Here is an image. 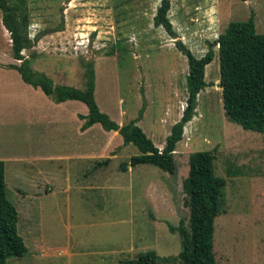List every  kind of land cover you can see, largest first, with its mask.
I'll list each match as a JSON object with an SVG mask.
<instances>
[{
	"label": "rangeland",
	"instance_id": "374dc122",
	"mask_svg": "<svg viewBox=\"0 0 264 264\" xmlns=\"http://www.w3.org/2000/svg\"><path fill=\"white\" fill-rule=\"evenodd\" d=\"M159 3L27 0L29 38L40 36L23 55L54 84L80 90L85 88L86 65H93L100 110L120 126L142 112L137 125L162 149L186 106L188 64L176 41L200 58L229 22L246 21L251 14L256 32L264 34V0H171L169 19L176 39L154 26ZM59 26L61 31L52 32ZM214 54L205 69L208 86L198 94L196 114L176 146L173 175L147 164L128 167L139 151L132 144L124 145L119 134L105 138L112 148L109 152L116 154L112 164L102 169L99 181L106 186L111 178L108 189L83 191L78 186L91 184V177L86 179V171L74 167L70 175L65 168L57 170L58 181L50 195L43 193L44 198L34 200L27 192L22 197L18 191L30 189L23 180L32 170L6 163V195L18 212V232L28 249L26 255L11 257L6 264H119L147 251L177 256L181 239L167 224L187 223L182 185L188 158L204 151L214 154L215 174L226 181L224 211L214 224L217 264H264V134L244 130L226 118L217 47ZM14 62L0 11V67ZM15 83L0 71V92L8 95L0 104L10 107L0 114V155H24L26 149L24 125L16 122L12 108L16 101L10 100ZM31 130L39 140L46 136L41 125ZM67 135L77 146V138ZM90 136L96 137L95 145L102 141L98 133ZM18 170L21 180L15 174ZM64 249H70V255H62Z\"/></svg>",
	"mask_w": 264,
	"mask_h": 264
},
{
	"label": "trees",
	"instance_id": "16d2710c",
	"mask_svg": "<svg viewBox=\"0 0 264 264\" xmlns=\"http://www.w3.org/2000/svg\"><path fill=\"white\" fill-rule=\"evenodd\" d=\"M171 0H160L153 19L155 27H161L176 39L169 19ZM1 23L9 33L11 56L18 64H10L8 69L19 73L22 81L55 103L79 101L86 105L84 129L99 124L106 132H118L123 144H132L139 155L130 158L131 167L147 164L173 175L176 172L174 153L182 140L184 128L194 118L198 105V94L208 85L205 69L214 59L217 47L219 58V85L226 118L244 130L264 134V34L256 32L254 17L246 21L229 22L225 30L213 43H209L207 53L198 58L181 43L177 49L186 57L188 64L187 98L182 116L170 130L165 146L159 150L137 125L143 113L125 125H119L98 107L95 92V72L93 65L85 69V88L56 85L44 73L32 68V60L23 55L31 50L39 39L29 38L30 14L27 0H0ZM62 26L52 32L61 31ZM215 156L212 152H195L188 158V175L183 180L185 206L189 211L187 223L178 226L167 224L170 232H177L181 239V250L177 256L160 257L155 251L139 254L131 260L119 264H217L214 253L215 220L224 211L226 181L215 174ZM127 164L122 165L126 167ZM27 248L18 232V212L6 195L5 166L0 161V264H6L11 257H23Z\"/></svg>",
	"mask_w": 264,
	"mask_h": 264
},
{
	"label": "crops",
	"instance_id": "0c3cea01",
	"mask_svg": "<svg viewBox=\"0 0 264 264\" xmlns=\"http://www.w3.org/2000/svg\"><path fill=\"white\" fill-rule=\"evenodd\" d=\"M11 64L16 65L18 62ZM0 71L7 73L16 81L14 86L17 84V88L13 90L14 93L11 95L10 100L14 99L16 101L12 108L16 111V122L20 121L24 125L22 131L24 132L23 137L26 145L24 155H0V161L4 162L5 167L6 163L12 162L15 167L24 168L27 166L32 170V175L23 180L30 189L26 191L19 190L18 195L24 197L27 192H30L32 194L31 199L40 200L44 198V195L47 196L54 192L55 183L58 181L57 170L60 171L65 168L67 175H70L71 168L74 167L80 168V171H86V175H84L86 179L91 177L89 180L91 184H79L78 187L83 191L97 190L101 187L108 189L109 185L112 186L111 178H107L106 186L101 185L99 181L103 177L102 169L105 167L107 169L116 159V154L109 152L112 148L108 147V141L105 138L111 140L113 134L118 137V132L111 131L104 134L99 124L84 129L85 117L88 114L85 104L71 100L55 103L45 96L40 89H35L24 83L15 70L0 67ZM7 96V94H1L0 92V101L7 99ZM9 108L0 104V114L2 111H9ZM0 118H2V115H0ZM40 125L46 132L45 138L41 137V140H39L40 137L38 139L35 136L34 130H31L33 127L37 128ZM94 132L102 138V141L99 140L98 145H95L96 137L90 136ZM68 133H72L74 139L77 138V146H75L74 140L66 138ZM158 149L161 150V148ZM128 167L131 166L128 165ZM93 173L94 175L90 176ZM15 174L19 176L20 180L23 179L21 170H18ZM43 193L44 195H42ZM70 251V249H64L62 255H70ZM52 252L54 256L57 255L55 251ZM37 255H39L38 251ZM43 256L51 255L49 252H43Z\"/></svg>",
	"mask_w": 264,
	"mask_h": 264
}]
</instances>
